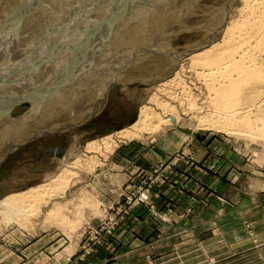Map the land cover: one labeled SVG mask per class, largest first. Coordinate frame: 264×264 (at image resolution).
Masks as SVG:
<instances>
[{
    "label": "rangeland",
    "instance_id": "obj_1",
    "mask_svg": "<svg viewBox=\"0 0 264 264\" xmlns=\"http://www.w3.org/2000/svg\"><path fill=\"white\" fill-rule=\"evenodd\" d=\"M41 1L0 0V31L2 32L3 28L11 26V31L2 33V36L8 39L5 41L0 38V44H3L0 45V53H3V55L0 54V59H2L0 68L2 65L8 66L3 59L8 57V54L11 53L10 50L13 48V39L10 43L7 42L10 40L8 35L10 32H12L11 36L14 40L25 33L24 40L26 42H29L30 39L39 42L40 39L42 40L43 37L48 36L49 27L46 29V25H42L45 22L46 24L49 21L54 22L52 20L54 12L52 13V11L55 8L50 5L47 7L50 1H47L48 3L45 1L41 3ZM57 1H54L53 4L56 7H62V9L69 6L75 7L72 11L79 9V7L83 8V17L84 20L89 18L87 19L90 21L89 26L93 25L95 20L101 23L102 25L96 26L95 35H98V32L101 31L103 35L106 31L107 34L109 31H112V33L119 32L121 29L126 28L124 25L128 22L132 23L130 31L134 32L136 22L132 21V15L135 14L136 9L130 10V8H135L134 3L137 7L139 5L138 0H134L135 2L133 0H118L119 3L123 1L120 4L115 0H111L114 1V4L110 0H91L87 3L88 6L84 5L87 0ZM154 1L160 2V0H150L151 5ZM205 1L207 5L203 3ZM205 1L181 0L179 4L170 7L167 6L168 0H162L160 4L166 8L164 16L173 19V22L167 24V27L159 31L153 39H136L129 48L130 54L128 55L123 56L124 49L116 50L117 53L113 55L109 53L104 61L105 65L89 63L93 58L103 56H90L88 50H85L86 47L82 44V41L86 39L84 31L88 35L89 29L73 30L71 31L72 35L65 40L66 42L63 40L66 37L67 28H70L69 24L62 25V28L66 29L65 32L53 33L51 31V42L49 41V45H47L48 43H42L41 50L36 51V56H33L35 58L31 57L28 62H21L24 60L13 57L9 61V69L0 75V115L6 113V108L13 99L16 101L12 105L9 115L6 114L10 119L8 121L0 119V199L9 193L40 185L46 179L54 177L63 167H67L72 160L73 157L70 155L72 148L78 151L76 154H81L84 158L85 155L82 152L88 142L109 135L112 136V140L108 151L98 156L97 165L92 169L88 168L80 171L77 180L69 185L62 197L58 198L59 201H64L66 204L74 199L67 206L70 203L72 205L76 203L74 207L81 214L76 210L74 211L78 214L72 212L74 207L70 205L65 206L64 215L62 210L59 214L55 212L52 216L50 215L49 219L51 220L48 217L44 219V211L50 207V203H48L37 210H40V212L34 211V215L24 216L23 220L20 219L22 220L21 223L0 215V240H5V243L10 244V246L17 243L23 246L36 240H39L38 245L43 244V248L46 245H52V251L48 252L47 255L51 257L53 264L81 262L87 259H98L100 256H104L108 260L116 254L112 251L114 246L125 244L124 239L119 237L118 234L123 229L134 226L140 211L150 213L153 223L170 224L172 221L170 211L173 209V205L165 203L162 207H159L154 197L160 193L161 183L173 181L177 177L182 179L186 175L196 182L192 192L198 200L195 205L198 213L204 211L216 213L220 211V208L225 207L223 208L224 211L231 214L237 212L242 215L241 220L238 222L237 220L231 221L232 219L226 221V223L230 221L234 222L233 224L239 223L238 234H236L238 238L231 240L232 236H230L228 238L230 242L238 240V246L244 245L246 248L264 244V135L262 134L264 131L260 133L262 128L264 130L262 122L264 116L260 115L262 121L256 119L261 121H257V124L254 117H250L253 120V129L255 124L256 127L259 125L258 128L261 125L263 126L258 131L251 128V132H258L259 135L256 136V133L254 135L250 130L248 131L250 127L244 126L243 129L238 131L242 126L233 121L225 120L224 122V119L220 117L218 119L215 117L216 115H212L214 114L212 113L214 106L208 98V91L202 80L196 78L194 71L189 68L187 54H180L181 59L177 64H172L167 70H159L160 74L154 77L157 74L154 70L156 68L155 62L162 60L171 62L172 51H185V44L194 35L202 34L213 27L212 20L216 23L221 19L223 21L222 10L229 4V1L232 3L231 0ZM115 3L122 6H120L121 11L114 14V8L117 7ZM143 3L148 4L149 2L147 0ZM222 3L223 6H221ZM42 6L47 8L44 9ZM110 6L112 7L110 8ZM204 6L207 7L205 11H200L205 8ZM240 6V0H235L229 6L224 20L228 21L229 18H232L235 10ZM120 7L118 8L120 9ZM187 9L188 11H186ZM194 9L195 12L197 11V19L194 18V21L184 19L189 16V11ZM207 9H210V11L207 12ZM214 9H218V13L214 14L213 12V15H211L210 12ZM168 11L170 12L168 13ZM78 13H72L71 17ZM181 13L183 15L182 20L184 19L182 23L178 20ZM38 14L42 15V18L37 16ZM56 22L60 23V21ZM85 23H79L77 28L83 27ZM98 26H102V28ZM37 27L42 31H38ZM176 28L180 30L177 32ZM175 31L176 34H172ZM164 38H171V45L165 44L161 47ZM110 43L106 42V44ZM65 46H70L71 50L60 55L59 52L64 51ZM89 47V49H93L91 46ZM22 51L25 53V50ZM190 51L187 52L190 53ZM105 52H108V49L101 53ZM118 56L123 57L117 61ZM112 59L116 60V64H111ZM98 62L103 63L102 60ZM87 63L90 65H85V67L90 70L99 67V71H96L95 76L96 78L97 76L103 78H101L103 80L101 81L102 84L100 83L101 86L98 83L91 86L90 82L95 79L92 77L93 79L89 82V85L82 84L69 90L67 96L62 100L58 97L64 93L53 96V94L41 92L40 87L42 84V86L52 88L55 86V79L58 81L62 76L63 78L60 81L62 82L66 80V74L68 73H75L77 76L80 73L79 66ZM101 66L105 68L103 69ZM28 69L33 70V75L31 72L28 73ZM175 71H177L176 79L180 78L177 79L178 81L175 79L174 83L176 85L173 83L174 86L169 85L166 87L167 94L165 95V91H161L158 84L165 78H169L168 76H172ZM19 77H21L20 84L25 86H23L25 92L21 95L12 96V93L15 92L13 89L8 88V83L16 81ZM182 84L184 85L182 86ZM36 85H39V87H36ZM186 86H189L188 89ZM5 87L7 88L5 89ZM183 87L189 91L185 90L184 93L182 91ZM28 90L32 93L29 94ZM169 90L178 98L173 94L171 95ZM152 96H157L158 98H156L159 101H167L172 109L175 107V110L165 112L153 102L149 103ZM83 100L86 106L82 111H79L82 105L80 102ZM142 105L150 106L152 110L158 112L159 115L161 114V118L165 121L168 119L169 114L176 116L177 120L175 122L167 120L165 123H162L163 120L162 122L153 120L150 123L152 125L148 128L149 130H144L139 137L136 136L137 138H114L117 131L132 124L130 122L132 116L134 114L138 115ZM50 110L51 112H48ZM47 112L48 115L45 117ZM41 116L45 118L38 119ZM202 118L204 119L202 120ZM220 121L222 122L220 123ZM212 124L215 125V128ZM221 124L224 127L228 124V126L232 125L230 130L228 129L229 132L225 131L227 129L222 128ZM158 126L159 128H157ZM151 127L155 130H152ZM241 131L242 133L238 135ZM245 131L246 133H244ZM247 132L249 135L252 134V138L256 137L257 139H252L249 135L246 136ZM48 147H62L64 151L62 153L45 151ZM116 164L117 166H115ZM131 164H134L135 167L130 168L129 171L132 172L128 173L130 176L127 181H124L120 178L123 171L119 167L126 168ZM188 169H191L193 177L187 172ZM222 181L223 183L220 184ZM205 182H207V185L212 183L211 189L205 187ZM164 192L172 194V189L165 187ZM82 195L83 201H81ZM208 196L212 198L205 201L204 197ZM221 196L226 197L224 200L228 203L222 204L225 206L216 203L218 201L216 199ZM70 210L72 213L69 215L67 211ZM54 214H56V217ZM75 215H78V218ZM56 219L58 222L55 221ZM233 224L232 227L235 228L236 226ZM229 234L232 235L231 230H229ZM75 245L77 250L71 253ZM63 247H67L68 254L61 260L58 257L60 255L58 251ZM260 253L261 262L255 261L254 264H264V250ZM46 257L44 254L37 253L34 260L23 262H27L26 264H34L35 262L41 264ZM221 258L227 261L232 256L220 255L213 257L212 261L210 259H207V261L213 263ZM146 259L148 264H156L151 255H148Z\"/></svg>",
    "mask_w": 264,
    "mask_h": 264
},
{
    "label": "bare ground",
    "instance_id": "obj_2",
    "mask_svg": "<svg viewBox=\"0 0 264 264\" xmlns=\"http://www.w3.org/2000/svg\"><path fill=\"white\" fill-rule=\"evenodd\" d=\"M44 1L45 2L50 1L49 3L47 2L48 3V5L46 4L47 7L50 5L51 7L55 8L52 11V13L54 12L52 14V16H53L52 20H54V22H52V23H56V24H52L49 21L47 24L45 22L42 25V26L46 25V29H48V27H49L48 30H50V31L47 32L48 36L46 35L45 37H43L42 40L40 39L39 42H37L35 39H30L29 42H26L24 40L25 33L22 34V36H20L14 40V38L11 36L12 32H10L8 34L10 36V40L7 42L10 43L11 40L13 39V42H12L13 43L12 44L13 45L12 46L13 51L11 49L10 52L13 53L14 55L9 53L8 57L3 59L6 62V63L5 62L4 63L7 64L8 66L2 65V67L0 68V75L5 70L9 69L8 63L13 57L17 58L18 60H20V59L24 60L21 62H28L31 57L35 58L33 56H36V54H35L36 51L41 50L42 43H48L47 45H49V43L51 42L52 39H50V35L52 34V32L53 33L65 32L66 29L62 28V25H65V24H69L70 28L69 29L67 28V30H66L67 33H65L66 37H65V39H63L64 41L68 39L67 38L68 36L70 37L72 35L71 31H73V30L89 29L88 35H86L85 31H84V36L86 37V39L84 41H82V44H84L86 47L85 50H88V52H89L88 55H90V56L103 55V56H98V57L93 58L89 63H93V64L98 63L96 65H105L104 61L109 56L108 55L109 53H111V55H113V54L117 53L116 50L124 49L125 53L123 54V56H125L126 54L128 55V54H130L129 48L131 47V45L134 44L133 42H135L136 39H138V38L140 40H145V39H149V38L153 39V37L156 36L159 33V31H161L167 27V24H170V22H173V19L171 20L166 15L164 16L166 8L160 4V2L162 0H160V2L154 1L152 3V5L150 3V0H148V2H149L148 4L143 3L144 1L146 2L147 0H138L139 5L137 4L138 6L136 7V4L134 3L135 8L134 7L130 8V10L136 9L135 14L132 12L133 13L132 21L136 22V24L134 25V27H135L134 32L132 31L134 34L130 31L132 28L131 27L132 23L128 22L126 25H124L126 28L121 29L119 32H115L113 30L115 33H112V31L111 32L109 31V33L107 34V31H106V33L103 35L101 30H99L101 32H98V30H97L98 35L97 34L95 35L94 32H96L95 31V29L97 28L96 26L100 25L101 23H98L95 20L93 22L94 24L89 26L90 21L87 20L89 18L84 20V17H83L84 12L82 11L83 8L79 7V9L72 11L73 8H75L74 6H69L65 9H62V7H56V5L53 4L54 1H57V0H42L41 3ZM90 1L91 0H87L84 3V5H87V3H89ZM115 1L118 2V0H115ZM133 1H131V2H133ZM180 1L181 0H178V1L177 0H168L167 6H170V7L175 6L176 4H179ZM186 1H188V0H186ZM209 1H211V0H209ZM121 2H123V1H121ZM231 2L232 3H230V1H229V4L222 10L223 21H221L222 20L221 19V20H218V22L216 23V21L212 20L213 27L209 28V30L204 31L202 34L194 35L192 37V39L187 41V43L185 44V47H186V50L184 49L185 51H181V52H179L178 50L172 51L173 53L172 52L171 53L173 55H172V59H171L172 61L171 62H168L167 60H162L164 62H162V61L155 62L154 65H156V68L154 70H156L155 72L157 74L155 73L156 75L154 77H156L157 75L160 74L159 70L160 71L161 70L163 71L165 69L167 70L172 64L173 65L177 64L178 61L181 59L180 54H183V55L187 54V57L189 59V68H191L192 71H194V73L197 76L196 78L202 80V82L205 85L204 87L208 91V95H209L208 98H210V101L214 106V110H212L213 111L212 113H214V114H212V115H216L215 117H217V118L220 117L221 119H224L223 120L224 122H225V120L226 121H233L234 123L242 126V128H240L238 131H240L241 129H243L244 126H246L248 128L250 127V129H248V131L250 130V132H251V128L253 129V126H252L253 120H251L250 117L251 116L254 117V121L256 119H261V121H262V117H260V115L264 116V0H240L241 6L235 10V14L232 16V18H229V20L226 21V20H224V18L226 17V15L228 13L227 10L229 9V6H231V4H233L235 2V0H231ZM57 3H59V2L57 1ZM203 3L207 5L206 1ZM115 4H117V3H115ZM119 4H117V7L114 8V14H115V12L117 13V11H119V12L121 11L120 6H122V5H119ZM90 5H91V3H90ZM177 6H179V5H177ZM221 6H223V3ZM89 7H91V6H89ZM111 7L112 6H110V8ZM118 7H120V9ZM199 7H200V5H199ZM204 7L205 8L201 9L200 11H205V9L207 7L206 6H204ZM43 8L46 9L45 6ZM128 8H129V6H128ZM169 9L171 10V8H169ZM210 9H207V12H208V10L210 11ZM108 10H109V8H108ZM105 11H107V10H105ZM112 11H113V9H112ZM186 11H188V9ZM78 12H80V13H78ZM169 12L170 11H168V13ZM189 12H190L189 16H186V18H184V19H186V20L192 19V21L197 19L198 16L196 15L197 11L195 12V9L193 11H189ZM213 12H214V14L215 13L217 14L218 9L217 10L214 9V11L212 10L210 12V14L213 15L212 14ZM72 13H78V14H75L71 17ZM111 13H113V12H111ZM127 14H128V12H127ZM131 14H130V16H131ZM59 15H60V17H59ZM108 15H106V16H108ZM37 16H41L40 18H42V15H40V14H38ZM57 16H58V18H56ZM119 16H121V15H119ZM179 16H180V19H178V20L180 23H182L184 21V19L182 20V17H183L182 13ZM85 17H86V15H85ZM59 18H62V19H59ZM122 18H123V16H122ZM213 18H214V16H213ZM127 19H129V18H127ZM130 19H131V17H130ZM56 21H60V23H57ZM100 21H101V19H100ZM81 22H86V23L84 24L83 27L79 26L81 28H77L78 24ZM115 22H114V24H115ZM124 24H125V22H124ZM103 25H104V23H103ZM10 27L11 26H7V27L3 28L2 32L0 31V38L1 39L5 40V41H6V39H8L7 37L2 36V33L4 31H7V32L11 31ZM39 27L42 28L41 26H39ZM50 27H51V29H50ZM40 28H38V31H42V29H40ZM99 28H102V26ZM152 28H154V29H152ZM189 28H190V25H189ZM110 29H111V27H110ZM176 30H177V28H176ZM178 30H180V29H178ZM178 30H177V32H178ZM20 32H23V31H20ZM172 34H176V31L173 32ZM87 38H88V40H87ZM76 39L78 40V38H76ZM72 40H73V38H72ZM170 41H171V38H167V39L164 38L161 42V47H162V45H165V44L171 45ZM106 42H109V43L111 42V43L106 44ZM0 45H3V44H0ZM205 45H207V46H205ZM20 46H22V47L20 48ZM89 46H91L93 49H89L90 48ZM70 48H71L70 46H65L64 51L62 50L61 52H59L60 55L65 54L68 51H70L71 50ZM169 48H171V47H169ZM20 49L25 50V53H23L22 50H21L22 51L21 52ZM106 49H108V52L101 53V52L106 51ZM189 50H191L190 53L187 52ZM1 55H3V53ZM123 56H118L117 61H119V59L122 58ZM99 59L102 60L103 63L98 62V61H100ZM1 62H2V59H0V63ZM115 62H116L115 59L111 60V64L114 65ZM80 65H81V62H80ZM85 65H90V64L87 63V64H82V66H79L80 73L77 74V76L75 73H68V74H66V80H64L62 82H60L63 78L62 76H60L61 79L60 80L58 79V81L55 79V81H56L55 86H53L52 88L42 86L43 85L42 84L40 87L41 92H46L47 94H53V96L54 95H61L62 93H64L63 95L58 97V99L62 100L65 96H67L69 90H72V89H74V88H76L82 84L89 85V82L93 79L92 77H94L95 79L92 82H90V85L94 86L97 83H98V85H100L101 81H103L102 80L103 78L102 77L98 78V76L96 78V76H95L96 71H99L98 70L99 67H96V68L90 70V69L86 68ZM13 66H16V65H13ZM101 68L104 69L105 67L101 66ZM32 69H28L27 71H28V73L31 72L33 75ZM11 72L13 73V71H11ZM176 74H177V71H175L172 76H168L169 78H167V79L165 78L162 82H160L158 84V88L161 91H165V93L163 92L165 95L167 94L166 93V90H167L166 87H168L169 85L174 86L172 84L175 82ZM20 78L21 77H19L16 81L8 83V88L13 89V91L15 92V93H12V96L13 95H21V94H24V92H25L24 91L25 88H23L24 85L20 84ZM179 78L180 77H178L177 79H179ZM180 82L183 83V81H181V80H180ZM178 85H180V84H178ZM183 85L184 84H182V86ZM36 87H39V85H36ZM188 87H187V89H188ZM6 88L7 87H5V89ZM185 90H186V88L183 87L182 91L184 92ZM186 91H189V90H186ZM28 92H29V94L32 93V91H29V90H28ZM169 92L171 95L173 94L170 90H169ZM170 94H168V95L171 96ZM173 95H175V94H173ZM190 95H192V94H190ZM176 96L177 95H175V97ZM156 97L152 96L150 98L149 103L153 102L154 104L157 105V107L161 108L165 112L167 110L168 111L173 110V109L175 110V107L173 106L174 108L172 109V106L170 104H168L167 101L166 102L159 101L157 99L158 97L157 98ZM191 97H193V96H191ZM176 98H178V97H176ZM80 103H82V105H81V108L79 109V111H82V109L86 105L84 104L85 103L84 100ZM48 112H51V110ZM48 112L45 113V117L48 115ZM2 114H5V113H2ZM2 114L0 116H2ZM160 115L158 114V112H155L154 110H152V108H150V106L142 105L140 107V110L138 112L136 120L131 125L117 131L114 138H116V139H122V138L123 139L124 138L130 139L131 138L132 139L133 137H136V136L139 137V135H141V133L144 130H146V131L149 130L148 128L152 125V124L150 125L151 121L157 120L158 122H162L163 119L161 118ZM42 116L38 117V119L45 118ZM170 116H171V119H170ZM207 118H208V116H207ZM207 118H206V120H207ZM0 119H5V121H8V119H10V118H8V116L5 115V116L1 117ZM203 119L204 118H202V120ZM167 120H169V122L170 121L175 122L177 120V117L169 114L168 119H166V121ZM163 121L164 122H162V123L166 122L165 120H163ZM208 121H210V120H208ZM257 121L258 120H256V124H257ZM261 121H258V122H261ZM221 122L222 121H220V123ZM262 122H263V126H264V121H262ZM210 123H213V122L210 121ZM220 123L218 124L219 126H220ZM229 123H231V122H229ZM206 124H208V123H206ZM155 125L157 126V124H155ZM158 125H160V124L158 123ZM212 125H214V124H212ZM218 125H217V127H218ZM221 125L223 126V127L221 126L222 128L227 129V130H225L227 132H229L228 129L230 130V126H232V125L234 126L233 123H232V125L228 126L229 125L228 124L225 127L223 124H221ZM225 125H226V123H225ZM255 125H254V127H255L254 129L256 131H258V129L260 130V128L263 127L261 125L258 128L259 125H257V127ZM156 126H155V129H156ZM152 127H151V129L155 130ZM235 127H237V126H235ZM157 128H159V126ZM214 128H215V125H214ZM232 129H234V128L232 127ZM235 129H237V128H235ZM233 131H235V130H233ZM242 131L240 133L237 132L238 135L241 134ZM254 131L251 133L252 134L256 133L257 135L256 134H254V135L258 136L259 135L258 132H254ZM263 131L264 130L262 128V131L260 130V133H262ZM244 133H246V131ZM233 134H235V132H233ZM262 134L264 135V133H262ZM248 135L249 134L247 132L246 136H248ZM251 135H249V136H251ZM111 138H112V136L109 135V136L102 137L99 140H94V141L88 142L84 146V150L82 152L86 158L85 157L82 158L81 154H76L78 151L75 148H72L70 150V152H71L70 155L73 157L72 160L68 163L67 167H63L60 170V172L58 174H56L54 177L46 179L45 182L40 184V185H35V186H31L25 190L12 192V193L5 195L3 198H1L0 199V215L7 217L10 220L16 221L17 223H21V221L24 219V216H27L30 214L34 215V213H35L34 211H37L41 206H45L48 203H50V207L48 209H46V211H44V214H45L44 219H46V217H48V219H49L50 215L52 216V214L55 212H58V214H59L62 210H63L62 214L64 215L65 213H63V212L66 210V207L72 205L70 203V205L67 206V204L69 202H73L74 199H71L66 204L64 201H59L58 198L62 197L64 195V192L66 191V189L69 187V185L77 180L78 176L80 175V171H83V170L88 169V168L92 169L93 167H95L97 165L98 160H99L98 156L101 154H105V152L108 151V149L111 147V145H110V141L112 140ZM250 138H252V136ZM254 138H256V137H254ZM254 138H252V139H254ZM258 140H259V138H258ZM102 148H106V149L103 150ZM83 195H85V194H83ZM83 195L81 197L82 200H81V198H79V200L83 201ZM76 200H77V196H76ZM76 200H75V202H76ZM75 205H76V203H75ZM75 205H72V207H74ZM76 208H78V207H76ZM72 209H73L72 212H75L74 211V210H76L75 207ZM76 211L78 213H80L79 210H76ZM37 212H40V210ZM67 212H69V215H70V213H72L71 210L67 211ZM77 212H75V213H77ZM56 214H54L55 217H56ZM58 216H60V215H58ZM75 216H76V218H78L77 217L78 215H75ZM20 219H22V220H20ZM81 219H80V222H81ZM49 220H51V219H49ZM73 220H74V218H73ZM7 221H8V219H7ZM55 221H57V219ZM82 221H83V219H82Z\"/></svg>",
    "mask_w": 264,
    "mask_h": 264
},
{
    "label": "crops",
    "instance_id": "obj_3",
    "mask_svg": "<svg viewBox=\"0 0 264 264\" xmlns=\"http://www.w3.org/2000/svg\"><path fill=\"white\" fill-rule=\"evenodd\" d=\"M134 167V164L126 168L120 166V170L123 171L120 178L127 181L130 176L128 173L132 172L129 170ZM187 172L191 175L192 171L188 169ZM222 183L223 181L220 182V184ZM195 184V180L186 175L182 179L177 177L173 181L160 184L161 191L154 199L159 207L165 203L173 205V209L170 211L172 213L170 224L153 223L150 213L140 211L134 226L123 229L118 234L124 239L125 244L114 246L112 251L116 254L112 258L106 260L104 256H100L98 259L73 261L66 264H148L146 259L148 255L152 256L156 264H254L255 261L261 262L260 252L264 250V244L246 248L244 245L238 246V240L230 242L228 239L230 236H232L231 240L238 238L236 234H238L239 223L233 224L234 222L231 221L241 220L240 213L231 214L223 210L225 207L220 208V211L216 213L197 212L195 205L198 200L192 192ZM165 187L171 188L172 194L165 193ZM205 187L211 189L212 183L207 185L205 182ZM209 198L212 197H204L205 201H209ZM225 198L224 196L217 198L216 203L227 204ZM228 220L231 221L226 223ZM232 224L236 227L233 228ZM229 227H231L229 230L232 231V235L229 234ZM38 241L28 242L23 246L19 243L10 246L5 243V240H0V264H26L28 261L34 260L37 253L47 256L41 264H53L51 257L47 255L52 251V245H46L43 248V244L38 245ZM66 248L63 247L58 251L61 260L67 254ZM76 248L75 245L71 253L77 250ZM220 255H231L232 258L227 261L221 258L213 263L207 261V259L212 261L213 257Z\"/></svg>",
    "mask_w": 264,
    "mask_h": 264
},
{
    "label": "water",
    "instance_id": "obj_4",
    "mask_svg": "<svg viewBox=\"0 0 264 264\" xmlns=\"http://www.w3.org/2000/svg\"><path fill=\"white\" fill-rule=\"evenodd\" d=\"M227 12H228V10H227ZM226 12V13H227ZM227 16V15H226ZM226 18V17H225ZM15 99H13L10 103H9V105L7 106V108H6V113L5 114H2V116H0V118L1 117H3V116H5L6 114L7 115H9V113H10V111H11V108H12V105L15 103ZM136 117H137V115L136 114H134L133 116H132V119H131V123H133L135 120H136ZM120 129V128H119ZM45 151H58L59 153H62L63 151H64V148H62V147H48Z\"/></svg>",
    "mask_w": 264,
    "mask_h": 264
}]
</instances>
